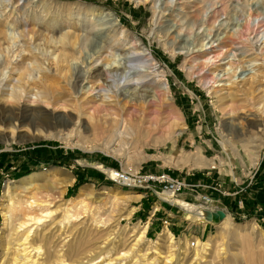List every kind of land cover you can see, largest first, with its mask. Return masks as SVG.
<instances>
[{
	"label": "rangeland",
	"instance_id": "obj_1",
	"mask_svg": "<svg viewBox=\"0 0 264 264\" xmlns=\"http://www.w3.org/2000/svg\"><path fill=\"white\" fill-rule=\"evenodd\" d=\"M109 18H117L123 27L106 24L109 30L104 33L108 39L102 42L101 54L92 64L87 66L79 59L71 60L74 64L68 86L73 84L72 91L80 94L84 84L88 96L96 99L104 96L109 101L132 91L146 90L150 93L147 115L154 117L157 129L147 138L123 136L120 141L114 137L110 142L107 137L93 138L90 132H84L80 137H67L66 130L57 132L48 120L36 114L41 111L45 116H65L66 111L41 105L40 108L36 103L21 101L23 112L13 123L14 133H11L12 128L0 123V262L4 250L2 204L5 203V183L32 173L54 171L62 177H72V182L65 185L61 194L46 191L41 180L34 181L36 188L16 194L19 197L34 194L38 200H47L52 210L58 206L51 217L55 221L62 214V203L76 197L80 189L90 188L93 199H87L86 211L76 210L75 222L79 227L71 230L64 239V248L75 242L77 251L82 252L79 256L82 261L96 257L86 264H105L108 255L115 257L109 264H163L162 258L167 255L171 259L166 264H202L200 256L203 254L206 260L217 264V232L227 218L239 230L240 238L229 235L223 238L230 250L225 253V261L237 264L235 262L239 260L231 252L242 256L243 247H247L244 244L247 243L246 233L252 227L264 233V192H261L264 187V129L253 136L248 128V123L255 120L264 127V112L259 114L252 108L264 89V0H0V29L3 31L0 34V61H8L11 52L14 55L19 50L21 31L25 37L28 31L36 30L49 38L79 32H87L88 37H92L93 31L101 26L99 24ZM118 20H113V24ZM4 37L9 40V47ZM30 47H35L43 67L48 66L49 73L56 76L52 82L58 87L65 84L67 81L54 71L51 49L47 50L50 56L47 59L41 46L39 50L35 43ZM85 51L86 48L76 56L80 57ZM26 54L25 51L20 53L21 56ZM127 57L133 60L128 62ZM105 58H113L112 66L118 69L117 72H106L109 66L103 63ZM16 60H19V54L11 58V64L15 65ZM10 67L4 70L7 72ZM87 67L104 71L105 81H81ZM59 91L60 97L66 99L65 92ZM215 91L234 95L227 104L239 108L235 114L222 113ZM162 99L172 102L180 114L185 122L182 131L177 130L173 135L168 133V120L172 116L155 107ZM255 144H259L260 149L257 150ZM198 150L211 160V165L193 167ZM256 150L258 153H254ZM143 169L181 175L184 180H198L201 186L192 192L185 191L194 195L186 194L189 198L183 200L194 206L217 208L223 212V217L215 220L211 216L195 222L187 219L188 215L185 218L184 210L172 205L176 217L183 219V222L178 221L180 229H163L161 226L166 221L155 218L156 229L146 230L142 240L131 247L135 242L133 231L146 226L147 219L138 215L139 212L148 213L143 199H148L149 206L151 196L143 190L119 186L109 175L112 171ZM130 191L143 198L124 200L123 193ZM198 194H205L212 201H198ZM179 198L182 199L177 195L168 201L175 203ZM140 204L142 208L137 213L135 210ZM38 212L37 208L23 207L21 210L22 214L39 215ZM98 215L103 222L94 225L93 219ZM51 218L43 217L39 231L33 230L31 236L44 233L43 240L36 237V243L43 241L46 248H54L64 236L62 231L53 230ZM165 231L173 235L172 247L160 245L158 238L165 235ZM208 240L212 245L206 252L196 248L195 257L191 253L195 243ZM105 241L106 245L103 244ZM117 250L119 254L125 250L126 256L114 255ZM142 254L145 257H140ZM64 259L66 264H77L79 260L75 256L70 258L69 254L64 255ZM50 261L47 264H59Z\"/></svg>",
	"mask_w": 264,
	"mask_h": 264
},
{
	"label": "bare ground",
	"instance_id": "obj_2",
	"mask_svg": "<svg viewBox=\"0 0 264 264\" xmlns=\"http://www.w3.org/2000/svg\"><path fill=\"white\" fill-rule=\"evenodd\" d=\"M113 20L118 19L109 18V20L100 23L99 25L101 26L93 31L92 37H88L87 32L86 34H79V32L77 35L66 33L61 34L58 37L49 38L45 36L43 37V32L40 30L32 32L28 31L26 33L27 36L25 37L24 33L21 31L19 33V43L21 44L20 47H18L19 50H17L14 54L16 56L19 54V60L15 61V65L11 64V58L14 57L12 51V54L10 55L11 58H9L8 61H0V123H2L4 126L12 128L11 133H14L15 127L13 123L16 118H18V114L21 115L23 112L20 102L26 100L38 104L39 107L40 105L45 107L49 106L53 109L66 111L67 114L65 116L62 114H58L54 117L45 116V113L41 111L37 113L38 109L36 110V114L41 115L42 119L48 120V122H50L51 128L54 130L56 129L57 132L66 130L67 137H69L68 135L80 137L81 134H84V132H90V135H92L93 138L100 139L102 137H107L109 142L114 140V137L115 140L120 141L123 136L133 137L139 135L141 137L147 138L150 132L152 130L154 131L156 128V120L154 117H148L149 115H147V110L149 107V101H147V98L150 96L148 91H132L121 98L109 101L105 99L104 96H100L97 99L95 96H88L85 91L87 86L84 84L81 85L80 94H78V91H72V88L74 87L73 84H71V87L68 86V81L72 78L71 68L74 64L71 63V60L79 59L81 63H85L87 66L92 64L94 59L100 56L101 50L104 47L102 42L107 38L104 32L109 30V27H106V24H111L114 26L119 25L121 28L123 27L120 25L121 23L119 20L114 24ZM2 33L3 31L0 29V34ZM4 39L6 41L7 47H9V40L6 37H4ZM41 41H43L42 44L40 43ZM32 43H35L37 50H39L41 46V52L44 57H47V59H50V56L48 57L47 55V50L51 49L52 53H54V56L52 57V63L55 65L54 71L58 75L60 74L62 78L67 81L65 84L58 87L57 83L54 84L52 82L53 80H56V76L53 77L52 74L49 73L48 66L43 67L44 63L43 60L40 59L39 53H36L37 51L35 52V47H32L33 49L30 47ZM85 48L87 51H85L80 57H77L76 53H82L83 49ZM22 51H25V53L27 52V54L25 56H21L20 53ZM112 59L105 58L103 60V63L109 66V68L106 69V72H117L118 70L117 68H114L115 66H112ZM126 59L128 62L133 60L129 57ZM9 65L12 67H10V69L6 72L4 69H7ZM123 68L125 69L126 66L124 65ZM68 73L69 76L67 75ZM105 78L106 75L104 71L100 70V68L87 67L86 75H84L81 81H105ZM60 89L65 92L67 97L66 99H62L60 97ZM261 91L262 93L260 96L254 100L252 104V108L259 114L264 112V89ZM73 93L77 94L74 95ZM214 94H216L217 102H219L221 111L224 115H233L239 109L232 108L229 104H227V102L232 100L234 97L232 93H219L218 91H215ZM155 107H157V111L166 113L167 115L171 114L172 118L168 120V133L170 135L175 134L177 130L182 131L180 129H182V127L185 125V122L181 118L178 111L173 107L172 102L162 99L157 104H155ZM259 123L260 122L257 120L248 123V128L251 130L252 135L253 133L255 134L258 131L264 129V127H261ZM253 129L256 131H253ZM37 130L41 131L40 129ZM254 146L257 150L260 149L259 144H255ZM257 150L254 151V153H258ZM196 154L197 156L194 158L193 167L208 166L212 164L211 160L206 158L202 152H200V150H198ZM107 172L110 173V171ZM112 172L113 174L109 175V178H114L115 173L114 171ZM36 180L43 181L44 186L42 187H45L46 191L49 190L54 193L55 191H59L61 194L64 191L65 185H68L72 182V177H62L57 175V173L54 171H51V173L48 174L37 172L25 176L15 182L7 181L5 183L3 187V197L5 203L2 204L5 234L3 236V259L0 264H39V260H41L40 264H47V262L50 260V262L57 261L59 264H66L67 261L64 259V255L67 256L68 254L70 258L75 256L76 259H79L77 264H86L93 261V259L96 258L94 256L90 258L88 257L89 259L87 258V261L85 262L82 261L83 259L79 257L82 252L80 250L77 251V245L75 242L64 248V239L70 235L71 230H77L79 227L76 226L77 222H75L78 214L76 210L84 209L86 211L88 204L87 199H93L92 190L90 188H82L76 197L68 199V203H62V214L57 220L54 221V218L51 217L53 213H55L59 208L58 206L52 210L49 208L50 206L48 207L49 203L47 200H38L34 194H31L28 197H19L16 194L19 193V191L26 193L28 190L36 188L34 184V181ZM123 194L124 200L139 199L141 196L140 194L132 191L124 192ZM159 196L166 200H172L175 197L166 193H160ZM175 202L181 205L187 211L188 218L195 220V222L197 220L205 221L211 216L216 217L215 215L219 211L217 208L203 207L202 205H189L186 202L178 200ZM23 207L27 209L37 208L39 215L22 214L21 210ZM43 217L51 218V221H53L51 225L53 230H60L64 235L56 244H54V248H51L50 246L46 248L47 245L43 241H38V244L36 243L38 239H36V237L38 236L40 238L39 240H43V237H45L44 233L40 234V236L37 234V236L31 237L33 230L37 229L39 231V224L44 223L42 221ZM93 221L95 222L94 225L99 223L101 224L103 222L99 215L96 216ZM133 233V240L135 242L131 247L136 246V244L142 240V237L145 235V228L137 232L133 231ZM164 234L165 235L162 234L163 236L158 238L160 245L169 247L172 245L173 235L168 231H165ZM226 235H229L232 238H240L239 230H236L235 227L232 226L228 218L223 222V225L217 232L218 239L216 240V256L219 258V261H216L217 264H227L225 261L227 260L225 253L227 250H230L229 247L227 248L225 243L222 241ZM245 238L247 243L245 242L244 244H247V247H243V251L241 253L242 256L239 257L234 251L231 252V254L236 257L235 259L239 260L235 263L264 264V233L260 231L257 232L254 230V227H252V229L246 233ZM75 240H77V238ZM103 244L106 245L107 242L105 241ZM210 245H212L211 240L204 242L201 241L200 243L197 241L193 246L194 248L191 253L196 257V254L194 253L196 248L200 247L202 251L206 252ZM148 249L149 248L147 247L146 250ZM96 253L99 254V252ZM119 253L120 252L117 250L114 255L116 254L118 257L123 258L126 256L125 254H127L125 250L121 254ZM145 254L140 255V257H145ZM114 259L115 257L112 258L111 255H108L105 264H109ZM162 259L165 260L163 264H166V262L171 258L169 255H167ZM69 260L72 261L71 259ZM200 260L202 264H215V262L212 263L211 260H206L205 254L200 256Z\"/></svg>",
	"mask_w": 264,
	"mask_h": 264
},
{
	"label": "built area",
	"instance_id": "obj_3",
	"mask_svg": "<svg viewBox=\"0 0 264 264\" xmlns=\"http://www.w3.org/2000/svg\"><path fill=\"white\" fill-rule=\"evenodd\" d=\"M114 178H110L115 184L129 189H139L151 191L159 195L166 193L170 196H177L183 191H195L198 184L185 181L183 178L171 175L168 172H135L114 171ZM200 200L205 203L211 202L207 195H200Z\"/></svg>",
	"mask_w": 264,
	"mask_h": 264
},
{
	"label": "crops",
	"instance_id": "obj_4",
	"mask_svg": "<svg viewBox=\"0 0 264 264\" xmlns=\"http://www.w3.org/2000/svg\"><path fill=\"white\" fill-rule=\"evenodd\" d=\"M143 171L144 172L145 171L146 172H154V171L145 170V169H143ZM178 177H181V175H178ZM181 178L184 179V177H181ZM185 180H187L188 182L193 183V184H198L199 185L198 187L201 186V184L199 183V181L198 180H195L194 178L193 179L186 178ZM143 193H149V196L148 197L151 196V200H150L151 202H149V206L146 203V200H148V199L147 198H144L143 199V204H145L148 207V209H147V211H148L147 214L148 215L145 214V213L139 212V210L142 208L141 204L139 205V207L135 211L136 212L137 211L139 212V213L137 212L138 215H142V219H144V220L147 219L146 222H145V225L146 226L144 227L145 228V233H146V230H152V229L155 230L156 229V227H155L156 225L153 222V219H155V218H158L159 220L162 219V220H165L166 221L165 225L163 224L164 226L163 225L161 226V228H163V229H164V227L166 229H168V230H170V229L171 230H178V229H180V225L181 224L178 221L180 220L181 222H183V219H180V218H177L176 217L175 210L173 209V206L174 205L175 206L177 205L178 208H181L182 210H184L185 211V218H187V211L181 205H179L176 202L174 203V202H170V201H168L166 199H163L159 195H157L154 192H151L149 190L143 191ZM186 194H189L190 195L191 193H188V192H185V191L179 193L178 196H181L182 199L179 198L178 200L179 201H182V202H186L187 204H192L191 202H188L186 200H183L185 198H189L188 196H186ZM191 195H194V194H191ZM200 195H203V194H198V196L196 197L198 201L200 200ZM141 197H142V195L140 196V199L143 198V197L142 198ZM211 204H213V203H211ZM187 219H189V218H187Z\"/></svg>",
	"mask_w": 264,
	"mask_h": 264
},
{
	"label": "water",
	"instance_id": "obj_5",
	"mask_svg": "<svg viewBox=\"0 0 264 264\" xmlns=\"http://www.w3.org/2000/svg\"><path fill=\"white\" fill-rule=\"evenodd\" d=\"M215 220H218L219 218H222L223 217V212L221 210H219L216 215H215ZM209 222V221H208Z\"/></svg>",
	"mask_w": 264,
	"mask_h": 264
},
{
	"label": "trees",
	"instance_id": "obj_6",
	"mask_svg": "<svg viewBox=\"0 0 264 264\" xmlns=\"http://www.w3.org/2000/svg\"><path fill=\"white\" fill-rule=\"evenodd\" d=\"M262 190H264V187H261V192H264V191H262Z\"/></svg>",
	"mask_w": 264,
	"mask_h": 264
}]
</instances>
